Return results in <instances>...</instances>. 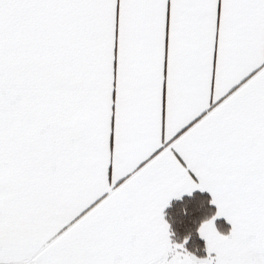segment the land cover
Returning a JSON list of instances; mask_svg holds the SVG:
<instances>
[{
  "label": "snow or ice",
  "instance_id": "1",
  "mask_svg": "<svg viewBox=\"0 0 264 264\" xmlns=\"http://www.w3.org/2000/svg\"><path fill=\"white\" fill-rule=\"evenodd\" d=\"M0 264H264V0H0Z\"/></svg>",
  "mask_w": 264,
  "mask_h": 264
},
{
  "label": "trees",
  "instance_id": "2",
  "mask_svg": "<svg viewBox=\"0 0 264 264\" xmlns=\"http://www.w3.org/2000/svg\"><path fill=\"white\" fill-rule=\"evenodd\" d=\"M169 219H172V217L170 216ZM173 226H174V228H176L178 230L179 233L184 232L188 227V225H181V224L176 223V222L173 223Z\"/></svg>",
  "mask_w": 264,
  "mask_h": 264
}]
</instances>
